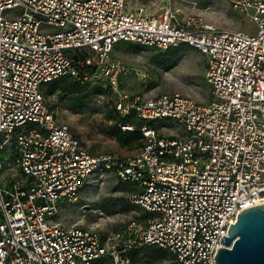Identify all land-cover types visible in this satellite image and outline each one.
<instances>
[{
	"label": "built area",
	"instance_id": "2783aa9c",
	"mask_svg": "<svg viewBox=\"0 0 264 264\" xmlns=\"http://www.w3.org/2000/svg\"><path fill=\"white\" fill-rule=\"evenodd\" d=\"M228 1L255 29H218L170 8L151 16L127 0H0V264H126L129 249L145 246L167 251V264H216L231 223L264 204V0ZM120 43L187 44L206 55L211 100L120 91L131 73L114 58ZM62 77L111 89L120 117L146 123L140 149L125 157L84 148L46 99ZM152 122L181 136H162ZM108 177L129 187L146 222L108 236L56 223L65 203Z\"/></svg>",
	"mask_w": 264,
	"mask_h": 264
},
{
	"label": "rangeland",
	"instance_id": "374dc122",
	"mask_svg": "<svg viewBox=\"0 0 264 264\" xmlns=\"http://www.w3.org/2000/svg\"><path fill=\"white\" fill-rule=\"evenodd\" d=\"M135 10H143L147 15H156L170 8L180 19L195 18L203 24L218 29L247 32L255 29L242 15L234 12L228 0H174L169 6L162 0H127ZM168 50L147 47L136 43H120L114 50V58L131 69V73L119 80L118 89L145 97L164 94H181L198 103L207 104L211 100V89L207 81L209 59L206 55L189 46H178ZM74 82L73 80H69ZM87 105L70 109V92L65 84L57 83L46 92L49 108L56 112L59 120L68 123L73 134L84 148L92 154H112L129 157L140 149L144 141L126 144L116 135L115 127L121 117L115 112L116 96L111 89L86 88ZM126 122V121H124ZM135 130L146 123L132 119L127 121ZM160 135L168 138L181 136V128L170 123L154 124ZM129 187L114 177L95 180L83 188L77 202L65 203L56 223L65 227L94 228L110 233L123 230L133 220L144 223L150 214L128 200ZM119 249V248H117ZM154 248L129 249L138 254L136 263L127 258L126 264H167L165 256L161 262H153ZM126 255V253H125ZM98 264H115L106 258Z\"/></svg>",
	"mask_w": 264,
	"mask_h": 264
},
{
	"label": "water",
	"instance_id": "95a60500",
	"mask_svg": "<svg viewBox=\"0 0 264 264\" xmlns=\"http://www.w3.org/2000/svg\"><path fill=\"white\" fill-rule=\"evenodd\" d=\"M227 234L216 264H264V204L244 209Z\"/></svg>",
	"mask_w": 264,
	"mask_h": 264
},
{
	"label": "trees",
	"instance_id": "16d2710c",
	"mask_svg": "<svg viewBox=\"0 0 264 264\" xmlns=\"http://www.w3.org/2000/svg\"><path fill=\"white\" fill-rule=\"evenodd\" d=\"M181 45L182 46H189L187 44H181ZM181 45H179V46H181ZM189 47H191V46H189ZM172 48H174V47L167 49L169 53H171L173 51ZM69 80H72V79L67 78V77L59 78V79L55 80L54 82L50 83L47 86L46 91L48 92V88L51 91L57 83H60V82L64 83L65 88H67V90L70 92V95H71L70 96V102H69V108L70 109L81 108V107H84L87 105V102L84 99H87V97L89 95L88 92H86V88H88L89 86H94V87H96V89L97 88L98 89H105L99 85H90V84L82 85L75 80H73L74 82H70ZM132 119H136L138 121H141V120L137 119L135 117V115L131 114V115H128L124 118L121 117V121L119 122V125L115 127V132H116V135L118 136L119 140L121 142H124V143L126 142V144H130L133 142H139L140 140L144 141V135L141 131V128H143L144 126L135 130V128L133 126L129 125L128 123L126 124L127 121H130ZM124 121H126V122H124ZM141 122H143V121H141ZM154 124L155 123L152 122V123L147 124V126H149L150 128H154L155 127ZM123 127H133V130L123 129ZM142 248H154L155 249L154 255L152 258L153 262H155V263L161 262L165 256L168 257L167 251H165L163 249H159V248L154 247V246H145ZM142 248H139V249H142ZM124 257L132 258L133 263H136L139 259L138 254H135L134 252H128V254L126 253V255L124 254ZM104 260H102V261H104ZM102 261H100V262H102Z\"/></svg>",
	"mask_w": 264,
	"mask_h": 264
}]
</instances>
